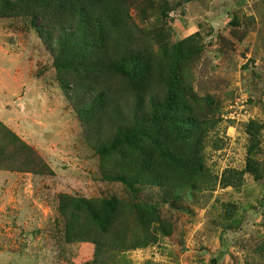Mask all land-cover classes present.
Segmentation results:
<instances>
[{
  "label": "rangeland",
  "instance_id": "obj_1",
  "mask_svg": "<svg viewBox=\"0 0 264 264\" xmlns=\"http://www.w3.org/2000/svg\"><path fill=\"white\" fill-rule=\"evenodd\" d=\"M109 5L149 52L139 92L179 82L188 138L125 74L55 59ZM93 81L121 111L91 117ZM183 263L264 264V0H0V264Z\"/></svg>",
  "mask_w": 264,
  "mask_h": 264
},
{
  "label": "trees",
  "instance_id": "obj_2",
  "mask_svg": "<svg viewBox=\"0 0 264 264\" xmlns=\"http://www.w3.org/2000/svg\"><path fill=\"white\" fill-rule=\"evenodd\" d=\"M127 14V10H123L121 5H109V7L93 8L92 11L85 15L79 12V30L81 32L80 42L73 41V32L75 28L68 26L62 28L61 35L64 34V41H61V50L55 56L58 60L59 56H63L64 62H69L71 67L76 56L72 50L76 52L78 57H87L89 63L85 65V71H92L95 78L99 76L98 71L105 68L109 73H123L134 84L135 92L133 99L138 110H141L142 117L149 122V125L155 120V112L157 113L156 121H163L174 130L182 129L184 138H188V128H199L196 125V119L191 114L190 108L184 102L183 90L179 88V82L174 81L164 93L162 99H156L153 94H141L138 88L141 87L148 70L149 52L145 48V43L136 34L130 17H123ZM93 26V38L86 37V28ZM132 42H131V40ZM86 44H88L86 46ZM79 49L81 54L77 53ZM179 56H182L180 44L178 46ZM74 55V56H73ZM66 65V63H63ZM87 91L93 96L88 110L93 106L95 109L90 110L91 117L96 116L109 118L110 114L117 113V107L122 110V103L119 98L114 97L109 91H104L98 86L97 81L88 82ZM85 89V86H82ZM187 126V127H186ZM117 127V129H119ZM133 129L128 130L124 135V139L118 142H130L132 140ZM147 136V134L143 133ZM190 150L187 157L192 159L198 158V154L202 153L201 137L191 139ZM166 157H169L167 155ZM120 180H124L123 177Z\"/></svg>",
  "mask_w": 264,
  "mask_h": 264
},
{
  "label": "crops",
  "instance_id": "obj_3",
  "mask_svg": "<svg viewBox=\"0 0 264 264\" xmlns=\"http://www.w3.org/2000/svg\"><path fill=\"white\" fill-rule=\"evenodd\" d=\"M192 31H194V29ZM183 264H186V263H183Z\"/></svg>",
  "mask_w": 264,
  "mask_h": 264
}]
</instances>
